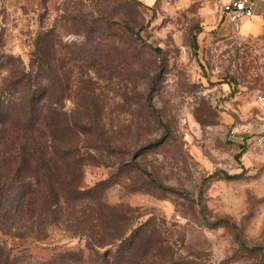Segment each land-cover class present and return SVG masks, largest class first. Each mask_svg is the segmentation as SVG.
I'll list each match as a JSON object with an SVG mask.
<instances>
[{"label":"rangeland","instance_id":"obj_1","mask_svg":"<svg viewBox=\"0 0 264 264\" xmlns=\"http://www.w3.org/2000/svg\"><path fill=\"white\" fill-rule=\"evenodd\" d=\"M49 29L51 161L13 135L0 142V161L23 159L33 191L2 225L12 252L64 254L63 264H264V29L234 32L217 0H0V86ZM18 97H7L16 109ZM48 185L86 194L54 198L49 213ZM138 226L132 256L100 259Z\"/></svg>","mask_w":264,"mask_h":264},{"label":"trees","instance_id":"obj_2","mask_svg":"<svg viewBox=\"0 0 264 264\" xmlns=\"http://www.w3.org/2000/svg\"><path fill=\"white\" fill-rule=\"evenodd\" d=\"M98 30H100L98 28ZM131 32V28H128ZM88 31H93L89 28ZM44 43L39 41L34 42V58L28 63L27 68L19 69L12 72L10 79L0 86V142H4L11 135L14 136V142L25 141L19 150L25 152L28 147L33 154H37L45 168L48 166L46 162L51 161V157H47L48 152H54L49 143L45 142V137L50 134L49 131V109L44 110L43 100L48 98L53 99L57 89V81L54 74V59H51L52 45V29L43 32ZM4 59H0L2 64ZM19 88V90H17ZM58 91H63V86H58ZM11 90L13 93H11ZM14 93L19 94L17 101V109L11 105V101L7 99ZM13 97V96H12ZM8 101V102H7ZM7 102V104H6ZM10 103V106H9ZM67 128H69L67 126ZM6 145H9L5 143ZM23 159L17 160L12 166L6 165L0 161V231L8 233L7 229H3V223L12 211H16L17 198L23 203V200L28 197L33 191L25 190L26 183L20 173L22 169ZM25 162V161H24ZM52 163V162H51ZM166 188V187H165ZM170 189V188H166ZM62 192H67L63 194ZM45 193V208L49 213H53L51 202L54 198L81 200L85 197L86 192L83 189L76 187L69 190L54 192L51 185H48L44 190ZM42 193V194H43ZM96 196V195H95ZM94 196V197H95ZM142 231V227L134 228L128 235L122 238L118 243L113 244V247L106 253L98 254L100 259L105 260V255L114 254L131 255L136 239ZM26 232V231H25ZM18 233L15 237L26 238L30 235L29 232ZM10 234V233H9ZM14 247L8 246L6 239L0 236V264H63L64 254L52 255L48 259H36L26 249H18L12 252ZM113 250V251H112Z\"/></svg>","mask_w":264,"mask_h":264},{"label":"built area","instance_id":"obj_3","mask_svg":"<svg viewBox=\"0 0 264 264\" xmlns=\"http://www.w3.org/2000/svg\"><path fill=\"white\" fill-rule=\"evenodd\" d=\"M259 0H217L219 10L223 19H225L234 32H239L240 21L245 18L253 16L254 8ZM260 105L264 107V96L260 98ZM230 134H234L233 130H230ZM264 136H260V140H263Z\"/></svg>","mask_w":264,"mask_h":264},{"label":"crops","instance_id":"obj_4","mask_svg":"<svg viewBox=\"0 0 264 264\" xmlns=\"http://www.w3.org/2000/svg\"><path fill=\"white\" fill-rule=\"evenodd\" d=\"M223 1H225V0H223ZM225 21L226 20L224 19V22ZM242 25L245 26V30L241 32L244 34L250 33V32L251 33L258 32V31H261L264 29V0H259L256 3L252 17L245 18V19H242L240 21L239 32H240ZM229 26H230V29H232L230 24H229Z\"/></svg>","mask_w":264,"mask_h":264},{"label":"clouds","instance_id":"obj_5","mask_svg":"<svg viewBox=\"0 0 264 264\" xmlns=\"http://www.w3.org/2000/svg\"><path fill=\"white\" fill-rule=\"evenodd\" d=\"M64 39H65V42L67 43V42H71L73 40H82L83 37H76L74 35H69V36L65 37Z\"/></svg>","mask_w":264,"mask_h":264}]
</instances>
